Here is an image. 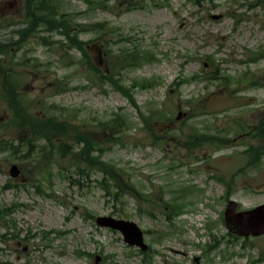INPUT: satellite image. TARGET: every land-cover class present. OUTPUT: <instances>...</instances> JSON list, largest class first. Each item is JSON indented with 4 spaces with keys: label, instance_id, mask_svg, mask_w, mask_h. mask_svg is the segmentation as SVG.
Masks as SVG:
<instances>
[{
    "label": "rangeland",
    "instance_id": "1",
    "mask_svg": "<svg viewBox=\"0 0 264 264\" xmlns=\"http://www.w3.org/2000/svg\"><path fill=\"white\" fill-rule=\"evenodd\" d=\"M200 2L111 0L100 7L59 0V11L72 16L77 32L85 28L79 38L89 44L86 50L102 72L124 51L138 48L141 56H154L120 72L138 107L101 83L81 52L41 42H64L58 34L42 31L40 38L18 50L13 45L3 56L7 63L26 62L12 68L25 77L20 91L34 103V112L92 133L101 144L93 156L122 170L136 193L117 198L110 176L80 173L70 155L63 160L56 155L46 170L35 168L39 156L24 158V147L18 155L0 151V208L13 210L6 220L15 223L0 229V236L19 233L15 242H0L1 249L14 244L18 252L0 254V264H264V237L233 235L224 220L230 201L238 211L264 205V159L250 169L242 155L249 147H264L254 135L264 119V0ZM24 15V0H0V42H18L13 32ZM102 23L103 30L91 32ZM147 81L151 88H132ZM1 96L0 91V141L17 144L26 133L18 138L12 126L3 129L12 115ZM152 108L168 115L154 125L162 138L156 144L141 121V113L148 116ZM118 117L129 127L117 122L114 135L110 124ZM237 122L252 136L237 135ZM196 130L231 144L220 151L210 142L188 145ZM71 144L77 152L82 149ZM13 165L23 179L10 177ZM40 181L46 195L36 189ZM172 203H177L172 211L183 210L172 212ZM99 217L134 222L146 233L151 252L128 246L119 231L99 228Z\"/></svg>",
    "mask_w": 264,
    "mask_h": 264
},
{
    "label": "trees",
    "instance_id": "2",
    "mask_svg": "<svg viewBox=\"0 0 264 264\" xmlns=\"http://www.w3.org/2000/svg\"><path fill=\"white\" fill-rule=\"evenodd\" d=\"M56 1L57 0H27L26 16L29 27L19 33L21 41L18 45L24 42L28 37L30 38L37 33V30L40 28L46 32H57L64 35L68 40L69 48H76L83 52L85 61L87 60L90 64L91 72L99 75V81L110 83L117 91L122 93L134 107H138L132 89H128L122 84L120 72L124 70V68H134L139 66V64L142 63V60H149L148 55L143 54L141 56L137 49L135 52L124 51L120 58H115V61L107 72H102L95 66L92 59L85 52V44L78 41V36L73 32V25L69 17L57 12L58 6L55 3ZM192 1L196 5H199L201 0ZM89 4L91 5L93 2H89ZM100 27L103 26H92L91 31L97 32L100 30ZM82 31H84V29ZM11 46L13 45L0 44V55L7 54L10 51ZM22 65H24V63L15 64L16 67ZM15 66L8 65L4 67L0 64V75L3 76L2 87L5 90L2 99L6 102L8 109L12 114V119L10 120L9 125L16 129L18 133H26V138L25 140H21V142L19 141L17 144L2 140L0 141V151H10L11 154L18 155V153L21 152L19 147H24L27 150V152L23 154L24 158L30 159L32 156H39L37 160L38 164H36L35 168L42 167V169L44 168L46 170L52 167V161L56 155L62 158V160L70 155L73 158V165H75L77 171L79 170L80 173L86 174V172L97 171L104 172L106 176H110L112 178L111 181L113 180L114 182V189L118 191V194L116 195L117 198H119L122 193L131 190L127 181L125 182L123 180L125 173L122 170L117 171L115 168L105 165L100 162L98 158L93 156L95 147L101 146V144L96 143L92 134L84 132L77 127H73L67 121L61 120L56 116H48L46 113L36 114V112H34L36 109L34 103L27 102L25 93H20L18 91L20 80L15 78V71L12 68ZM20 78L23 82L22 75ZM143 86L151 87L152 83L145 82ZM141 116L148 135L156 143L161 141V138L156 135L154 127V123H156L155 117L152 115L145 117L142 114ZM117 122L124 128L129 127L123 117H118L117 120L110 124L113 128L114 135L117 132V127L115 126ZM100 127H102V125ZM263 128L264 126L262 129ZM42 141H44L45 144L40 146L39 143ZM71 143L79 144L83 147L77 152ZM246 154L249 158L248 165H254L256 162H260L264 155V149L260 148L256 151L250 150ZM72 183H74V181H72ZM104 185V190H108L107 181H104ZM36 189L41 194L45 193L42 181L39 182ZM174 204L176 203L170 204L172 210ZM180 211L181 208H178L175 212ZM6 216L7 211L0 209V225Z\"/></svg>",
    "mask_w": 264,
    "mask_h": 264
},
{
    "label": "water",
    "instance_id": "3",
    "mask_svg": "<svg viewBox=\"0 0 264 264\" xmlns=\"http://www.w3.org/2000/svg\"><path fill=\"white\" fill-rule=\"evenodd\" d=\"M19 174V169L16 166L12 167L11 176L17 178ZM236 209L237 205L231 202L225 213L226 225L231 233L242 237L264 236V205L244 213H236ZM97 224L122 232L127 244L147 251L148 247L144 244L143 233L134 223L104 217L99 218Z\"/></svg>",
    "mask_w": 264,
    "mask_h": 264
},
{
    "label": "flooded vegetation",
    "instance_id": "4",
    "mask_svg": "<svg viewBox=\"0 0 264 264\" xmlns=\"http://www.w3.org/2000/svg\"><path fill=\"white\" fill-rule=\"evenodd\" d=\"M11 4H14V3H8L7 5H11ZM12 237V236H11ZM14 240V239H13ZM5 252H9V253H16V255H17V248L14 246V244L13 245H10V246H8V250H5V251H3V250H1V253H5Z\"/></svg>",
    "mask_w": 264,
    "mask_h": 264
}]
</instances>
